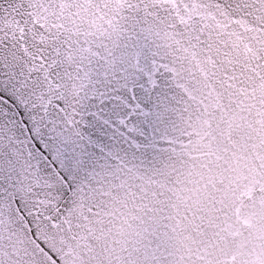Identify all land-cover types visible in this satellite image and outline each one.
<instances>
[{
    "label": "snow or ice",
    "instance_id": "1",
    "mask_svg": "<svg viewBox=\"0 0 264 264\" xmlns=\"http://www.w3.org/2000/svg\"><path fill=\"white\" fill-rule=\"evenodd\" d=\"M0 264H264V0H0Z\"/></svg>",
    "mask_w": 264,
    "mask_h": 264
}]
</instances>
